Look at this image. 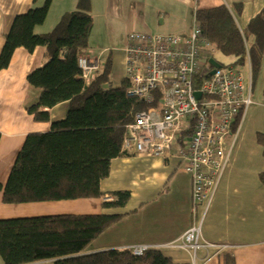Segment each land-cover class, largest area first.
Returning a JSON list of instances; mask_svg holds the SVG:
<instances>
[{"label":"crops","instance_id":"0c3cea01","mask_svg":"<svg viewBox=\"0 0 264 264\" xmlns=\"http://www.w3.org/2000/svg\"><path fill=\"white\" fill-rule=\"evenodd\" d=\"M90 1L91 30L99 21L106 36H118L124 32V40L118 42L124 47L132 32L189 34L194 26L196 9L219 5L232 10L243 33L249 20L264 6V0ZM42 3L43 0H0V52L4 35L14 18ZM76 4L77 0H51L45 21L34 31L49 32L61 15L75 9ZM172 22L179 24L173 25ZM86 50L96 54L92 45ZM105 52L106 49H102L97 54L101 61ZM44 61L42 47H36L32 52L19 47L8 67L0 72V184L5 183L25 136L48 131L51 122L65 116L67 102L48 109L47 122H37L28 113V107L38 101L41 91L31 86L26 77ZM247 64L246 60L243 65L248 70ZM261 69L264 70V52ZM122 79L123 68L117 85H111L118 86ZM252 86L250 79L251 104L232 145L229 164L201 225V242L225 245L222 251L213 247L201 248L194 257L190 249L181 248L179 244L171 245L196 221L191 206V179L182 168L179 169L181 164L174 145L168 155L160 158L130 153L111 160L109 175L100 182V189L106 194L128 191L130 198L122 208L104 207V196L7 204L2 201L0 192V219L56 214H118L120 219L91 243L86 254L146 245L161 250L176 264H226L228 261H232L231 264H264V184L259 177L264 170V156L263 148L256 140L257 133L264 134V96L252 99ZM144 158L153 160L141 165ZM0 264H3L1 258ZM32 264L54 263L46 260Z\"/></svg>","mask_w":264,"mask_h":264},{"label":"trees","instance_id":"16d2710c","mask_svg":"<svg viewBox=\"0 0 264 264\" xmlns=\"http://www.w3.org/2000/svg\"><path fill=\"white\" fill-rule=\"evenodd\" d=\"M50 3L51 0H43L41 6L14 18L4 35L0 72L8 67L16 48L32 52L42 47L45 61L26 77L31 86L41 91L38 101L28 107V113L37 122H47L48 109L67 102L66 113L64 118L51 122L48 131L25 136L5 183L0 184L2 201L20 204L109 195L112 200L105 202L104 207L122 208L130 193L106 194L101 191L100 182L108 177L112 159L130 154L122 149L125 126L146 105L126 96L125 79L118 86L111 85L110 53L100 61L94 81L85 85L80 78L77 57L89 46L91 1L77 0L75 9L64 12L49 32L36 33L35 28L46 19ZM194 24L213 47L211 58L223 66L243 65L247 48L253 85L262 67L264 6L249 20L243 33L235 14L225 5L196 9ZM215 54L233 61L221 63ZM256 140L264 156V134L257 133ZM259 177L264 184V170ZM120 217L56 214L1 218L0 258L3 264L46 260L54 264H176L159 249H149L141 255H133L127 248L86 254L91 243Z\"/></svg>","mask_w":264,"mask_h":264},{"label":"built area","instance_id":"2783aa9c","mask_svg":"<svg viewBox=\"0 0 264 264\" xmlns=\"http://www.w3.org/2000/svg\"><path fill=\"white\" fill-rule=\"evenodd\" d=\"M214 52L196 24L188 36L132 32L123 48L125 94L142 101L146 108L136 111L125 126L122 149L160 158L175 146L182 170L191 179L196 221L171 245L190 249L194 257L201 248L222 251L226 247L201 242L202 218L229 164L232 145L251 104L247 48L248 88L238 69L210 67L208 60ZM100 61L99 55L86 49L78 54L77 67L85 85L95 80ZM103 200L111 201V197ZM151 248L138 245L128 250L141 255Z\"/></svg>","mask_w":264,"mask_h":264},{"label":"rangeland","instance_id":"374dc122","mask_svg":"<svg viewBox=\"0 0 264 264\" xmlns=\"http://www.w3.org/2000/svg\"><path fill=\"white\" fill-rule=\"evenodd\" d=\"M170 23V22H169ZM175 23L173 25H178L179 22H172ZM191 30V29H190ZM91 34L89 35L88 44L92 45V48L95 51V55L99 53L100 50L106 49V52L104 53V56H106L108 53L111 54L112 57V70H111V83L112 85H117L119 82L120 75L122 74V60H123V52L121 49L124 47L119 46L118 42L121 40H124L123 34L124 32H120L118 36H106L104 33V26L99 21L97 22V25L94 27L93 30H91ZM152 34H163V32H151ZM170 35H179L177 33H166ZM188 36L187 34H183ZM213 55V54H212ZM216 59H218L221 63H231L233 60L231 57L223 58L222 56H219L218 54L214 55ZM229 61V62H226ZM237 68L240 72L243 73L245 77V84L248 82V70L246 65H237ZM262 84H263V71L260 69L259 73L256 75V78L254 79L253 88H252V99L258 98L262 96ZM258 157V156H257ZM152 158H144L141 165L147 164L149 161H152ZM182 168V165L179 167V169ZM178 169V170H179ZM145 177V176H144ZM107 202V201H105ZM23 204V203H20ZM23 212H27L23 209ZM206 215V214H205ZM202 218V223L204 220V217ZM201 217V216H200Z\"/></svg>","mask_w":264,"mask_h":264},{"label":"water","instance_id":"95a60500","mask_svg":"<svg viewBox=\"0 0 264 264\" xmlns=\"http://www.w3.org/2000/svg\"><path fill=\"white\" fill-rule=\"evenodd\" d=\"M208 63L213 67V68H215V69H217V68H219L221 65L218 63V62H216L214 59H209L208 60ZM214 73V70L213 71H211V74H213ZM196 96L197 97H199V94H196Z\"/></svg>","mask_w":264,"mask_h":264},{"label":"clouds","instance_id":"9594fccd","mask_svg":"<svg viewBox=\"0 0 264 264\" xmlns=\"http://www.w3.org/2000/svg\"><path fill=\"white\" fill-rule=\"evenodd\" d=\"M107 196V195H106ZM109 196V195H108ZM105 197V196H104ZM111 197V196H110ZM111 200H112V197H111ZM109 202V201H108ZM128 249V248H127Z\"/></svg>","mask_w":264,"mask_h":264},{"label":"bare ground","instance_id":"6f19581e","mask_svg":"<svg viewBox=\"0 0 264 264\" xmlns=\"http://www.w3.org/2000/svg\"><path fill=\"white\" fill-rule=\"evenodd\" d=\"M99 71H100V69H99Z\"/></svg>","mask_w":264,"mask_h":264}]
</instances>
